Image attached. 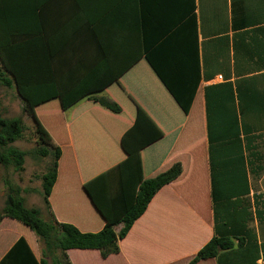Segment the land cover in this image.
Masks as SVG:
<instances>
[{
    "label": "crops",
    "instance_id": "crops-1",
    "mask_svg": "<svg viewBox=\"0 0 264 264\" xmlns=\"http://www.w3.org/2000/svg\"><path fill=\"white\" fill-rule=\"evenodd\" d=\"M10 9L25 34L7 52L12 69L47 100L43 123L62 148L49 199L59 222L99 232L144 180L183 165L119 253L70 249L71 264H189L215 236L236 245L197 264H264V0H14ZM190 16L200 84L186 114L148 55L186 72L189 35L179 30ZM195 54L193 36V67ZM6 198L0 184V214ZM40 202L51 220L44 194ZM21 238L43 258L35 232L4 218L0 262Z\"/></svg>",
    "mask_w": 264,
    "mask_h": 264
},
{
    "label": "trees",
    "instance_id": "trees-1",
    "mask_svg": "<svg viewBox=\"0 0 264 264\" xmlns=\"http://www.w3.org/2000/svg\"><path fill=\"white\" fill-rule=\"evenodd\" d=\"M13 1L0 0V65L2 68L0 69V82L8 88L14 85L17 87L19 91L18 95L25 103V111L35 122L41 146L34 154L44 158L53 155L54 163L42 178L44 201L51 212V220H45L39 209L28 208L22 196V188L13 185L9 181H6L7 198L0 214V222L4 218H11L23 223L35 232L45 246L43 258L39 260L27 242L21 238L2 259L0 264H48L46 257H50L53 264H71L67 255V251L70 249L100 250L102 257L107 258L111 254L119 253V242L128 235L134 223L146 212L155 195L163 187L177 181L181 177L183 165L177 162L169 169L144 180L139 186L135 202L131 208L127 210L119 221L106 224L99 232H82L74 224L59 222L52 211L49 199L58 180L62 148L53 142L51 135L43 123L46 117L40 107L47 100L44 96H35L28 93L26 81L21 80L12 69L7 52H10L9 47L19 37L25 35L23 32L20 36L22 30L21 32L18 30L16 34L15 30L12 29V13L10 8ZM22 1L25 2L27 0ZM179 32L184 33L186 36L189 35L190 56L186 72L178 73L173 67H167L171 64H166L167 66L160 64L154 59V53H149L148 60L164 81L179 106L188 114L200 84L197 25L192 16L182 25ZM193 36H196L194 67L192 62ZM185 64L187 66V63ZM178 74L183 78L180 81L184 82L180 88H176L173 84ZM96 101H99L113 111H119V107L116 104L106 99H96ZM24 129V125L20 119L4 118L0 112V166L6 169L13 167L18 172L25 169V159L29 155V152L13 146L15 142L22 139ZM120 225L122 227L117 231V227ZM241 243L242 240H240L239 244ZM235 245V241L231 238L215 236L199 251L189 264H197L201 260L215 258L221 251L232 249Z\"/></svg>",
    "mask_w": 264,
    "mask_h": 264
},
{
    "label": "rangeland",
    "instance_id": "rangeland-1",
    "mask_svg": "<svg viewBox=\"0 0 264 264\" xmlns=\"http://www.w3.org/2000/svg\"><path fill=\"white\" fill-rule=\"evenodd\" d=\"M0 69H2L1 65ZM24 107L25 103L17 94L15 87L8 88L0 82V112L2 116L9 119H20L25 128L22 139L15 142L13 146L29 152V155L25 159V169L21 172L16 171L13 167L6 169L0 166L4 172L0 184L6 194V181L20 186L23 190L22 196L26 199V206L28 208H39L43 218H49V215L45 211V205L40 202L41 196H43L40 189L42 187L43 175L54 163V156L50 155L44 158L34 154L41 146V142L37 134L35 122L25 111ZM67 166L68 164L66 163Z\"/></svg>",
    "mask_w": 264,
    "mask_h": 264
}]
</instances>
